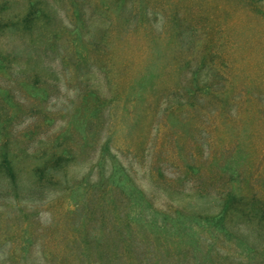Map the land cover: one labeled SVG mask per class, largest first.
<instances>
[{
    "label": "rangeland",
    "instance_id": "1",
    "mask_svg": "<svg viewBox=\"0 0 264 264\" xmlns=\"http://www.w3.org/2000/svg\"><path fill=\"white\" fill-rule=\"evenodd\" d=\"M2 152L0 264H241V208L264 202V0H0ZM133 189L158 221L231 195L228 236L156 255L132 225L125 246Z\"/></svg>",
    "mask_w": 264,
    "mask_h": 264
},
{
    "label": "trees",
    "instance_id": "2",
    "mask_svg": "<svg viewBox=\"0 0 264 264\" xmlns=\"http://www.w3.org/2000/svg\"><path fill=\"white\" fill-rule=\"evenodd\" d=\"M59 162V160H55L53 166L58 165ZM0 169L2 175H5L11 183H15L17 177L16 170L6 152L0 154ZM132 191L134 192H130L129 194L128 205L130 206H127L128 212H122L119 216H117L116 212L113 214L116 216L115 221L123 223L128 229L125 233L120 232L119 230H115L114 233L119 241L123 242L125 246H129V243L133 242L135 238H138V236L135 235L132 225H138L140 227L138 235H141L143 238V241L141 242L147 244L143 245V248L153 244L155 246L153 251L156 255L161 254L162 252H168L167 247H171V245L167 247L166 245L174 243L184 245L185 252L193 251L194 245L198 243V231H205L208 229L207 227H210L209 224H214L216 230L224 232V234L228 236L224 221L227 217L230 205L236 201L231 195H227L228 198L225 201L226 204L222 206L214 216L175 212L171 217L168 216V214H162V219L158 221L156 218L157 212L152 213L155 214V217H148L146 219L144 215L147 206L145 207V201L142 198L143 196L141 193L136 192L135 189ZM247 205L246 208H241V222L246 225L245 231L241 232V250L245 257V259L241 261V264H264V202H261L260 200L258 201L255 197H252L248 200ZM106 213L104 212L101 215L92 213V220H87L81 224L84 229L85 238L83 241L86 246H88L92 239L94 241H100L102 240L100 238L104 237L108 231L109 233H112L111 229H107L111 219L110 217L112 216H110L109 212ZM95 218L97 220H95L94 223L101 224L100 226L102 228L98 234L99 237H95L97 236V234L94 233L95 228L89 230L90 223ZM91 230L93 233L90 232ZM161 235H166L169 239L164 241L162 240L163 238ZM126 238L128 241H126ZM206 250L208 251V249ZM207 251L204 254H201V259H198V263L195 264H215L210 256L211 252L208 251L207 253ZM98 258L99 260L97 264H115L118 262L117 258L113 259L108 257L107 260L106 253H98Z\"/></svg>",
    "mask_w": 264,
    "mask_h": 264
}]
</instances>
